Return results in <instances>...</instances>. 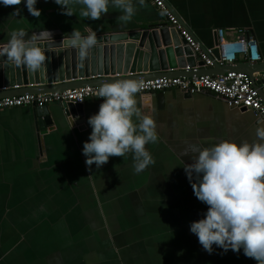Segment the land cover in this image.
Wrapping results in <instances>:
<instances>
[{"label":"crops","instance_id":"obj_1","mask_svg":"<svg viewBox=\"0 0 264 264\" xmlns=\"http://www.w3.org/2000/svg\"><path fill=\"white\" fill-rule=\"evenodd\" d=\"M165 1L201 48H213L216 29L224 30L227 39L246 29L258 43L261 60L241 59L236 67L249 65L254 75L264 70V0ZM145 4L127 23L118 22L120 13L111 7L100 19L88 20L61 14L53 0H37L39 17L23 3L0 5V44L18 28L29 35L46 28L55 38L73 28L106 35L167 22L150 0ZM16 8L18 16L12 15ZM204 70L215 75L221 67ZM160 93L137 94L138 106L154 118L158 133L157 142L145 146L154 163L139 173L133 171L131 153L110 157L102 168L85 165L87 120L103 98L82 103L79 125L71 124L62 104H48L53 123L42 130L33 106L0 109V264H111L116 259L124 263L123 256L137 264L136 255L139 264H256L242 250L225 253L214 246L209 254L190 233V222L202 218L207 206L193 194L182 167L191 160L181 153L189 144L251 143L257 126L264 125L252 112L231 108L209 91ZM132 245L141 246L139 254Z\"/></svg>","mask_w":264,"mask_h":264},{"label":"clouds","instance_id":"obj_2","mask_svg":"<svg viewBox=\"0 0 264 264\" xmlns=\"http://www.w3.org/2000/svg\"><path fill=\"white\" fill-rule=\"evenodd\" d=\"M61 14L80 19L98 20L111 7L120 14L118 22H129L145 0H53ZM23 3L28 13L39 17L37 0H0V5ZM78 8V11L76 10ZM16 8L12 15L18 16ZM54 41L53 33L43 28L29 35L23 28L13 29L9 39L0 46V61L26 66L39 71L49 59L46 45ZM76 53L83 62L98 45L95 30L76 28L60 42ZM3 64H0L2 67ZM143 85L135 80L122 79L103 83L95 96L103 98L98 111L89 116L91 128L83 143L85 165L97 168L112 156L132 154L133 171L139 173L154 163L145 147L158 140L154 118L142 112L137 93ZM264 125V120L260 122ZM190 163L183 169L198 201L207 206L202 218L189 224L190 233L197 237L204 251L212 254L214 246L223 252L232 250L264 264V126L255 129L253 142L221 140L203 147L189 144L181 153ZM116 169V166H113ZM172 236V235H171ZM170 236V237H171Z\"/></svg>","mask_w":264,"mask_h":264},{"label":"water","instance_id":"obj_3","mask_svg":"<svg viewBox=\"0 0 264 264\" xmlns=\"http://www.w3.org/2000/svg\"><path fill=\"white\" fill-rule=\"evenodd\" d=\"M97 39L98 45L90 51L83 62L78 60L73 50L60 43L62 37H55L54 41L46 45V56L49 59L39 71L0 61V64H3L0 67V97L63 91L122 79L142 81L159 77H192L207 74L204 70L205 62L167 22L130 32L106 35L97 33ZM194 39L199 42L196 37ZM217 45L218 29L215 30L214 46L211 49L214 57L219 56ZM202 50L207 51L203 46ZM257 63L260 61L254 64ZM236 66V63L220 66V73L240 68L254 78L249 65ZM255 84L259 86L258 81H255ZM62 105L72 125L82 124L83 104L69 102ZM34 116L38 129H45L53 123L47 105L34 107Z\"/></svg>","mask_w":264,"mask_h":264},{"label":"built area","instance_id":"obj_4","mask_svg":"<svg viewBox=\"0 0 264 264\" xmlns=\"http://www.w3.org/2000/svg\"><path fill=\"white\" fill-rule=\"evenodd\" d=\"M150 1L165 17L169 27L176 29L194 53L205 62V66H213L214 64L225 66L237 63L241 59L249 63L261 60L258 43L246 29H239L238 36L235 39H227L224 36V30L218 29L217 47L219 56L214 57L211 50H202L199 43L165 0ZM255 81L259 82V86L255 84ZM138 82L143 85L140 92L137 93L139 95H150L171 88H178L190 94L209 91L222 98L229 107L250 111L261 121L264 120V70L255 74L254 78L247 72L230 70L215 75L159 77ZM99 86L101 85H87L63 91L25 93L0 97V109L20 106L43 107L50 103L65 104L71 102L82 104L87 98H97L95 92Z\"/></svg>","mask_w":264,"mask_h":264},{"label":"rangeland","instance_id":"obj_5","mask_svg":"<svg viewBox=\"0 0 264 264\" xmlns=\"http://www.w3.org/2000/svg\"><path fill=\"white\" fill-rule=\"evenodd\" d=\"M99 226H100V224H99ZM118 234L119 233L117 231H114V233L112 235H113V237H117ZM116 242H119V241L116 239ZM115 247L118 248V250L123 253V247L121 245H118L117 243L115 244V242H114V248ZM132 247H134V254L135 255L139 254V248H141V246L132 245ZM125 248H128V247L126 246ZM126 253H127V251L125 250L124 254H126ZM121 255L123 256V254H121ZM123 257H122V259L125 261L124 263H121V260L118 262V260L116 259V261L114 260V262L111 264H125V263L128 264V262L125 260V257L124 258ZM137 258H138L137 255L134 256L133 261H135V262H137V264H139V259H137Z\"/></svg>","mask_w":264,"mask_h":264}]
</instances>
